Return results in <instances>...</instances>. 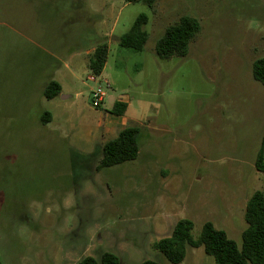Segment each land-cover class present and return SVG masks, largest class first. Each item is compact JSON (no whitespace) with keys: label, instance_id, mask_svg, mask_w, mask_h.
Instances as JSON below:
<instances>
[{"label":"rangeland","instance_id":"obj_1","mask_svg":"<svg viewBox=\"0 0 264 264\" xmlns=\"http://www.w3.org/2000/svg\"><path fill=\"white\" fill-rule=\"evenodd\" d=\"M142 13L144 49L120 45ZM184 15L200 33L187 56L161 58L158 40ZM102 43L109 55L93 81L80 59ZM262 57L264 0H0L2 264L105 252L120 264H215L203 246L187 247L180 263L155 248L181 219L194 238L212 222L241 245L247 199L264 191V85L252 72ZM54 72L64 92L49 100ZM105 79L108 95L129 103L124 117L109 98L93 105ZM46 111L54 119L43 121ZM122 122L141 127L139 154L98 170Z\"/></svg>","mask_w":264,"mask_h":264},{"label":"trees","instance_id":"obj_2","mask_svg":"<svg viewBox=\"0 0 264 264\" xmlns=\"http://www.w3.org/2000/svg\"><path fill=\"white\" fill-rule=\"evenodd\" d=\"M126 2L143 1L154 7L157 0H125ZM148 17L140 14L133 25L120 38V45L141 51L148 39L145 29ZM201 22L198 18L184 15L177 22L169 25L165 33L158 40L156 52L161 58L173 56H187L192 40L201 31ZM109 55L108 44L96 46L89 58V69L92 74H102ZM253 77L264 85V57L257 59L253 64ZM61 93V85L56 80H50L43 90L47 99L57 97ZM128 103L115 99L112 102V113L123 115ZM51 118L49 111L43 116V121ZM141 127L126 126L112 140L103 146V156L97 166L100 170L136 159L139 154V135ZM256 167L264 171V138L257 155ZM247 228L242 233V243L229 238L227 233L215 227L212 222H206L199 238L192 235L193 222L190 219H181L175 225L170 236L155 242L154 246L173 263H180L186 256L187 247L203 246L206 253L213 256L215 264H264V191H254L247 200L245 208ZM0 264H2L0 259ZM76 264H120V258L112 253L105 252L100 260L93 256H86ZM142 264H160L155 260H145Z\"/></svg>","mask_w":264,"mask_h":264},{"label":"crops","instance_id":"obj_3","mask_svg":"<svg viewBox=\"0 0 264 264\" xmlns=\"http://www.w3.org/2000/svg\"><path fill=\"white\" fill-rule=\"evenodd\" d=\"M94 50H95V48L92 50V51H89V50H87L86 51V53L88 54V57H87V59H80L81 61H82V65L83 66H86L88 69H89V66H88V63H89V58H90V56L94 53ZM73 56H77L76 54H73L72 56H71V58H74ZM62 65V64H61ZM63 66V65H62ZM63 67H65L66 69H68L69 68V63L68 62H65V64H64V66ZM90 70V69H89ZM91 72V71H90ZM92 75H94V74H92V72H91V76ZM50 80H56L60 85H61V93H63L64 92V85H63V80L60 78V76H59V74L57 73L56 74V72H54V76L52 77V78H49V80L46 82V84L44 85V88H45V86L47 85V83L50 81ZM44 90V89H43ZM60 93V94H61ZM65 97H67V96H65L64 95V98ZM56 98V97H55ZM55 98H52V99H49V100H54ZM109 99H110V103L112 104V102L115 100V99H117V98H115L114 96H112V95H109ZM118 100V99H117ZM121 101H123V100H121ZM124 102H127V101H125L124 100ZM128 103V102H127ZM128 108H129V103H128V107H127V110H128ZM127 110L125 111V113L122 115V117H124L125 116V114H126V112H127ZM50 112V111H49ZM50 114H51V120L52 119H54V115H52V113L50 112ZM126 121V120H125ZM125 122H122L121 124L123 125L122 126V129L125 127V125L126 124H124ZM121 129V130H122ZM249 199V198H248ZM247 199V200H248Z\"/></svg>","mask_w":264,"mask_h":264},{"label":"built area","instance_id":"obj_4","mask_svg":"<svg viewBox=\"0 0 264 264\" xmlns=\"http://www.w3.org/2000/svg\"><path fill=\"white\" fill-rule=\"evenodd\" d=\"M97 77L98 76H96V75H92V76H90V79L93 81H97V79H98ZM104 85H105V87H108V88L111 87L109 81L105 79L103 81V85H99L96 89L92 90V94H91L92 103L95 107H100L102 105L103 101L106 98H109V95H108Z\"/></svg>","mask_w":264,"mask_h":264}]
</instances>
